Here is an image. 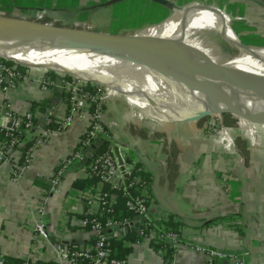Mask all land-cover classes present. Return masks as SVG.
I'll use <instances>...</instances> for the list:
<instances>
[{
	"label": "crops",
	"instance_id": "1",
	"mask_svg": "<svg viewBox=\"0 0 264 264\" xmlns=\"http://www.w3.org/2000/svg\"><path fill=\"white\" fill-rule=\"evenodd\" d=\"M109 1L0 0V15L129 35L135 13L150 21L168 10L149 0L105 5ZM169 1L180 6L198 3L207 9L215 8L227 15L224 21L242 44L264 45V0ZM144 13H148L145 18ZM33 74L30 83H19L6 97L0 95V100L7 98L19 113L49 101L48 109L54 108V122L61 126L64 118L74 116L71 110L66 114L64 80L58 84L47 75ZM41 78L51 80L56 85L54 91H41L37 83ZM36 114L40 121L38 107ZM128 122L119 128L111 121L108 128L114 123L122 154L127 159L133 156L149 175V222L157 230L159 223L169 217L180 224L181 239L175 246L173 262L235 264L231 259H210L195 249L208 247L243 254L244 264H264V152H258L246 140L235 144L228 129L232 145L224 151L198 120L169 122L156 129L142 124L131 127ZM85 126L84 121L73 117L60 134L47 137L38 147L32 166L21 171L15 181L10 164L20 159V154L15 152L7 163L0 164V251L9 263L18 260L57 264L58 245L76 246L88 241V232L79 225L85 209L82 195L92 192L97 183L91 182L87 170L78 164L69 166L62 176L60 191L47 193L60 163L77 149ZM102 139L97 138L95 146L102 145ZM127 165L131 167L129 162ZM41 181L47 185L38 186ZM78 181L81 183L76 185ZM41 205L45 212L42 219L36 215ZM39 220L47 225V240L33 238ZM126 237L116 240L124 239L131 247L125 258L128 264H164L163 254L151 245L152 239L130 242Z\"/></svg>",
	"mask_w": 264,
	"mask_h": 264
},
{
	"label": "built area",
	"instance_id": "2",
	"mask_svg": "<svg viewBox=\"0 0 264 264\" xmlns=\"http://www.w3.org/2000/svg\"><path fill=\"white\" fill-rule=\"evenodd\" d=\"M190 6L202 7L198 3H192L184 7ZM229 25L228 23V27L230 28ZM32 71V68L18 65L0 57V95L6 97L7 94L16 89L19 83L23 81L29 82L32 78ZM37 83L39 89L48 94L54 91L56 87L49 79L41 78ZM64 86L65 91L69 94L71 111L74 114L73 117L84 121L86 126L77 149L70 157L60 163L57 171L54 173L50 182V189L47 193L56 194L60 191L62 176L67 168L73 164H78L82 168H85L88 176L97 181V185L92 192L82 195L84 196L85 209L79 225L88 232V241L76 246L58 245L55 255L56 263L128 264L125 258L115 255L112 241L124 238L134 232H136V236L138 237L136 242L158 237L163 241L171 243L173 246L178 245L181 239L180 235L171 231L161 232L159 228L157 230L149 222L147 181L140 180L137 177L130 180L132 172L131 167L127 164L124 165L123 172L120 170L114 148L118 147L123 161L125 156L116 143L118 135L115 136L114 132L118 133V131L116 129L111 132L106 130L100 119L102 111L99 107L93 111L90 110V107L96 100L101 102L100 93L97 92L95 95L83 93L81 88L85 86V82L80 83L75 80L65 82ZM50 110H53V113H50L47 117V125L50 124L54 116V108L52 107L45 112ZM44 116L45 113L41 115L39 118L41 120L39 121L36 112L28 110L24 113H19L7 98L0 100V164L7 163L9 156L15 152L20 154V159L18 158V160L10 164L13 174L12 180L14 181L20 178L21 171L29 169L32 166L38 147L45 142L46 138L60 134L61 130L73 120L72 116H68L63 119L60 128H46L43 130L41 124ZM239 126L241 129L243 128L242 130L250 146L258 152H264V143L261 141V134L257 131L258 128L249 123L248 125H244L240 120ZM97 138H103L102 141L107 144L104 150L99 151L101 145L95 146ZM218 144L224 151L230 149L232 143L229 135L226 133V129L220 133ZM124 175H127V177ZM135 186L141 189L140 194L129 193V190ZM110 191L120 193L124 199L123 210H115L117 193ZM124 211L129 213V216H124ZM36 215L41 219L45 216L42 205L36 210ZM48 235L46 223L43 220H39L34 226L33 238L47 240ZM152 235L154 236L152 237ZM195 249L210 259H231L235 264H244L243 254L236 255L208 247H196ZM0 264H10L1 251ZM19 264L29 263L22 261ZM170 264L175 263L172 260Z\"/></svg>",
	"mask_w": 264,
	"mask_h": 264
},
{
	"label": "bare ground",
	"instance_id": "3",
	"mask_svg": "<svg viewBox=\"0 0 264 264\" xmlns=\"http://www.w3.org/2000/svg\"><path fill=\"white\" fill-rule=\"evenodd\" d=\"M174 13L175 20L168 19L161 25L136 32L135 35L169 40L178 32L196 31L201 35L210 31L223 33L227 41L239 49L227 61L264 77V48L252 47L247 50L230 33L215 9L198 7L194 11L174 10ZM192 13H195L196 18ZM0 57L28 68H50L70 73L81 82H98L110 88L108 98L116 97L114 93L119 92L121 96L128 97L125 99L127 106H147L155 114L161 110L185 113L202 107L206 108L204 111H215L233 106L232 87L216 77L185 69H182L181 74L123 58L99 55L83 48L43 47L35 38L0 48ZM250 100L256 106L259 105L254 103L255 99Z\"/></svg>",
	"mask_w": 264,
	"mask_h": 264
},
{
	"label": "water",
	"instance_id": "4",
	"mask_svg": "<svg viewBox=\"0 0 264 264\" xmlns=\"http://www.w3.org/2000/svg\"><path fill=\"white\" fill-rule=\"evenodd\" d=\"M118 1L124 0H111L105 5H111ZM149 1L168 10L186 9V7L169 0ZM34 38L43 47L83 48L99 55L123 58L130 62L155 66L170 72L182 74V69H185L197 74L216 77L234 89V93L231 94L233 106L219 108L215 111L202 110L192 113L180 121H196L209 114H231L249 124L264 126V77L229 63L227 60L221 63L210 61L215 58V54L207 46H203L205 52L202 55H197L180 42L179 36L166 40L141 37L135 34H102L90 29L64 26L50 20H24L0 15V48ZM46 70L56 71L50 68ZM90 83L100 84L95 81ZM251 98L255 99L254 103L259 105L253 104ZM259 98H261L260 101ZM50 113H53V110L45 112V116L42 118L41 128L43 130L47 128V117ZM114 153L120 170L123 172L124 165L128 164V159L125 157L124 161L122 160L118 147L114 148ZM124 176L127 177V175Z\"/></svg>",
	"mask_w": 264,
	"mask_h": 264
},
{
	"label": "rangeland",
	"instance_id": "5",
	"mask_svg": "<svg viewBox=\"0 0 264 264\" xmlns=\"http://www.w3.org/2000/svg\"><path fill=\"white\" fill-rule=\"evenodd\" d=\"M197 9L198 7L196 8L194 6H190V7H186V9H179L178 11L185 12V10L194 11ZM162 11L163 12H161L160 16L152 18V19L149 18L150 21H146L147 19H143L140 16L139 17L136 16V13L132 15L133 16L132 26H131L132 29L129 30V35H133L136 32H141L147 29H151L157 25H161L164 23V21L168 19L175 20L174 16L176 14L174 13L173 10L169 9L167 11L166 10H162ZM216 11L220 13L219 10H216ZM147 14L148 13L143 14L144 18L146 17ZM192 15L195 17V13H192ZM224 16H227V15H224ZM208 19H211V18L208 17ZM220 19L226 25L230 33L234 35V33L228 27V24H226V22L224 21L225 19L223 18L222 13H220ZM95 32L102 33V34L115 33L116 35H124L123 32H122L123 34H121L120 32L118 33V32H113V31L112 32L95 31ZM174 36H179L180 42L188 46L197 55H202V53L205 52V49L203 46L209 47L212 50V52L215 54V58H212L210 61L216 62V63H221V62L228 60L232 56L236 55L239 51L237 47H235L234 45H232L231 43L227 41L223 33L210 31L207 34L201 35L200 33L196 31L178 32L176 34H173L171 36L172 37L171 39H174ZM236 39L238 40L237 37ZM240 44L247 48H252V47L264 48V45L262 47V46H247V45L242 44L241 42ZM33 73L47 75L49 76V79H51L52 81L57 80L58 84H60L62 80H64V82H68L69 80L65 79L66 77L70 78L71 80H75L77 82L82 83L81 81L73 78V76H71L70 73L61 72L57 70L49 71L46 69H33V72L31 73V75L32 77H35V74ZM86 83L88 84L90 82H85V85ZM94 85L97 87V90L100 91L99 95L102 98L101 103H102V106L105 108L102 111V115L100 116V119L102 123L104 124V127H106V130L110 132L114 131V127H115L114 123L118 124L119 128H122L123 124L129 121L128 123L131 127H134L137 124H140V125L142 124V125H147V127H150V129H153V128L156 129L157 127H160L161 125L169 123L170 121L171 123L177 122L178 120L180 121V120L185 119L187 116H189L192 113L199 112V111L206 109L202 107L195 111H190V112H185V113H181L179 111L170 112L166 110L165 111L161 110L158 114H155V113H152V111L147 106H142L140 108H138L137 105L135 104H132V106L130 105L127 106L125 103V99L128 97L121 96V93L119 92L114 93L116 97L108 98V95L110 94L109 87L104 86V85L102 86L101 84H94ZM167 116L168 118H166ZM120 117H122V120ZM111 121L114 123L113 125L112 124L110 125L111 128L109 129L108 123L109 122L111 123ZM241 122H243L244 125H248V123H245L244 121H241ZM198 123L203 124V126L206 127V130L208 131V133L212 134L213 135L212 137L215 140L220 137V133L224 129L226 130L228 129L231 131L230 134L235 144L236 142H238V144L239 143L243 144L245 143V140L247 141V137L242 130L243 128L241 129L239 126V119L235 118L231 114H209L199 119ZM251 125L254 126L255 128L257 127L256 125H253V124ZM262 130H264V126H260L257 131H259V133L261 134V141L264 143V132ZM114 135L117 136L119 135V133L114 132Z\"/></svg>",
	"mask_w": 264,
	"mask_h": 264
},
{
	"label": "trees",
	"instance_id": "6",
	"mask_svg": "<svg viewBox=\"0 0 264 264\" xmlns=\"http://www.w3.org/2000/svg\"><path fill=\"white\" fill-rule=\"evenodd\" d=\"M69 81H72L70 78H65ZM82 92L83 93H87L88 95H95L97 92L100 93V91L97 90V87L94 84L91 83H86L85 86H83L82 88ZM66 114H68L71 110V103L69 101V94H66ZM97 104V105H94ZM91 107L90 110L93 111L96 108H100L101 111H103L105 108L102 106V103L99 100H96V102L94 103ZM38 107V110L41 114L45 113V111L48 109V107H50L49 101H43L39 104H33L31 111L36 112V109ZM48 128L50 129H58L60 128V123H55L54 119L50 122ZM107 144H102L99 147V151L104 150ZM129 164L131 165V177L130 180H132L134 177L139 178L140 180H146L148 181L149 179V175L147 173H145L142 169V166L139 162H137L133 156H130L128 159ZM91 182L92 183H97V181L94 178H91ZM150 181V179H149ZM78 183H81V181L76 182V185ZM38 186L41 187H45L47 185V183H43L41 182H37ZM110 192H115L117 193V198H116V202H115V210H123L124 207V199L121 197L119 192L116 191H110ZM129 193H134V194H140L141 193V189H138L137 186L131 188L129 190ZM125 213L123 214L124 216H129V213H127L126 211H124ZM159 230H161V232H165V231H171L173 233H177L178 235H180V224L176 221H173L172 217H169L167 220L159 223ZM238 231L240 232V234H242V230L238 228ZM126 239H128V241L130 242H135L138 237L136 236V232L131 233L129 235H127ZM124 239L121 240H113V247L115 250V255L117 257L120 258H126L127 255L129 254V252L131 251V247L126 245ZM151 245L153 247L154 250L159 251L163 254V258H164V264H170L171 261L173 260V255H174V251H175V246H173L171 243H168L167 241H163L162 239H159L158 237H155L151 240ZM11 264H19L20 262H18V260H12L10 262ZM36 264H53V263H46V262H38Z\"/></svg>",
	"mask_w": 264,
	"mask_h": 264
}]
</instances>
